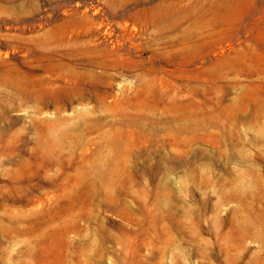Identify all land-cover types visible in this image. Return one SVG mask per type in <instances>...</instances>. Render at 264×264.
Segmentation results:
<instances>
[{
    "label": "rangeland",
    "instance_id": "1",
    "mask_svg": "<svg viewBox=\"0 0 264 264\" xmlns=\"http://www.w3.org/2000/svg\"><path fill=\"white\" fill-rule=\"evenodd\" d=\"M0 264H264V0H0Z\"/></svg>",
    "mask_w": 264,
    "mask_h": 264
}]
</instances>
